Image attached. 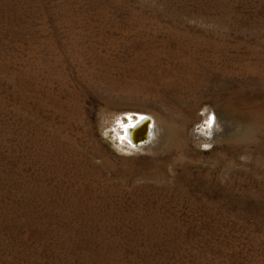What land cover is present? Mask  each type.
I'll use <instances>...</instances> for the list:
<instances>
[{"label": "rangeland", "instance_id": "374dc122", "mask_svg": "<svg viewBox=\"0 0 264 264\" xmlns=\"http://www.w3.org/2000/svg\"><path fill=\"white\" fill-rule=\"evenodd\" d=\"M0 264H264V0H0Z\"/></svg>", "mask_w": 264, "mask_h": 264}, {"label": "bare ground", "instance_id": "6f19581e", "mask_svg": "<svg viewBox=\"0 0 264 264\" xmlns=\"http://www.w3.org/2000/svg\"><path fill=\"white\" fill-rule=\"evenodd\" d=\"M148 117L153 118L152 116H148ZM143 120H140V122L138 124H136V121H134L133 123H129L128 125H126L125 123H123L121 121V124L120 125H121V128L122 129H120L119 132H118L120 134V136L122 137L121 139L124 140V141L125 140L128 141L132 145H135V143L132 142L133 140L130 139V137H128V134L130 133L134 137H141V136L143 137V135L148 131L149 127H151L150 137H153L154 136L153 135L154 134V129L157 132V128H154L156 126L154 120H153V122H152V124L150 126H149V123H145L140 128L136 129L143 122ZM132 121H133V119H132ZM216 123H217V121H216ZM221 130H222V127H219V129L217 127L216 132H219ZM123 131H124V134H123ZM141 140H143V138ZM139 145H142L141 144V141H140V144Z\"/></svg>", "mask_w": 264, "mask_h": 264}, {"label": "water", "instance_id": "95a60500", "mask_svg": "<svg viewBox=\"0 0 264 264\" xmlns=\"http://www.w3.org/2000/svg\"><path fill=\"white\" fill-rule=\"evenodd\" d=\"M140 120H143V122L136 129L140 128L145 123H149V126L152 124V118H150L148 116L140 117L139 119L136 120V124H138L140 122ZM150 133H151V127H149L148 131L143 135V137L142 136L141 137H134L130 133L128 134V137H130V139L133 140L132 142H134L135 145H138V144H140V141H141V143L148 141L150 138ZM142 138H143V140H141Z\"/></svg>", "mask_w": 264, "mask_h": 264}, {"label": "snow or ice", "instance_id": "6c2138e0", "mask_svg": "<svg viewBox=\"0 0 264 264\" xmlns=\"http://www.w3.org/2000/svg\"><path fill=\"white\" fill-rule=\"evenodd\" d=\"M209 123H210V125H211V123H212L211 119L209 120Z\"/></svg>", "mask_w": 264, "mask_h": 264}, {"label": "clouds", "instance_id": "9594fccd", "mask_svg": "<svg viewBox=\"0 0 264 264\" xmlns=\"http://www.w3.org/2000/svg\"><path fill=\"white\" fill-rule=\"evenodd\" d=\"M207 124L210 126V123H209V121H207Z\"/></svg>", "mask_w": 264, "mask_h": 264}]
</instances>
